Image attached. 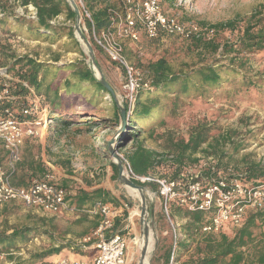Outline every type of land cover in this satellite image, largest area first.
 <instances>
[{
  "label": "trees",
  "instance_id": "trees-1",
  "mask_svg": "<svg viewBox=\"0 0 264 264\" xmlns=\"http://www.w3.org/2000/svg\"><path fill=\"white\" fill-rule=\"evenodd\" d=\"M14 2L22 7L33 5L36 8V17L31 18L27 15L15 16L12 20L7 13L9 2ZM86 8L92 15L93 22L84 17L87 30L90 33H101L103 30L113 28L111 16L116 14H125V5L122 1L117 3L114 0H83ZM162 10L167 14L163 7ZM169 15V14H167ZM63 16V21L58 18ZM76 21V12L67 0H0V23L11 22L12 26L22 29L28 38L34 40H56L67 39V52H78L82 56L85 53L82 50L80 41L76 38L74 23ZM230 30L239 32L236 41L225 40L218 41L215 31ZM83 35L86 37L85 32ZM190 41L193 49L199 54H217L221 53L222 58H226L228 63H217L219 59H214L212 64H205L190 71L181 69L177 71L173 65L165 58L161 57L156 61L148 63L147 67L151 74L152 86L150 89L139 91L133 111L128 113V104L124 103L126 116L123 117L121 109L114 99L112 93L96 78L93 69L86 63L85 59H79L70 63L58 65L61 59L60 53H54L51 63L41 62L30 54H17L12 51L10 54L3 49L1 54L5 60L0 61V89L8 88L11 99H4L0 102V113L5 117L8 111L15 112L18 118L23 119L21 109L29 104V99L39 97L42 105L48 109L49 117L60 125L59 129L66 130L74 123H86L80 120L83 116L96 112V107L106 100V96H111L110 117L102 118L111 123H118L122 120L129 122V128L133 131L131 136V147L124 149L121 145V152L129 164L131 170L137 175H155L154 171L170 164L174 167L172 178H176L182 171L192 168L198 164L204 157L213 156L217 160V167L226 171L229 167L238 175L243 182L248 184L257 183L264 176V161L250 159L248 154L243 155L242 169H234L231 163L233 155L245 150L247 145L244 141H235L236 132L225 130L216 137H210L212 127L200 125L190 134L188 139H178L171 145L170 151L166 153H157L155 149L145 145L146 137L143 133L148 130L147 127L151 120L158 113L164 110V105L160 97L156 94H168L174 92V88L179 87L183 96H189L191 89L206 91L223 88L228 83V76H237L246 68L250 69L251 57L249 55L264 53V4L256 7L253 13L242 19L229 20L225 23H217L210 28L205 27L200 36L183 38ZM99 51H101L99 49ZM99 65V62L97 61ZM65 72L64 77L59 73ZM56 75L54 81H48V75ZM10 77H8V76ZM255 83L252 79L242 75V88L250 89ZM87 90L90 95H87ZM83 97L79 103L76 96ZM145 97V98H144ZM180 98V97H178ZM92 124V125H91ZM98 120L86 123V128H92L93 125H99ZM58 129V130H59ZM150 134L155 132L151 128ZM78 131V129H74ZM38 137H27L26 142L32 141ZM206 144V145H205ZM229 144V145H227ZM205 146V147H204ZM0 154L7 159L8 152L4 145ZM203 152V157H193V163H187V158L199 151ZM62 160V156H57ZM227 160V161H225ZM62 166L70 165L68 157L59 161ZM1 167V166H0ZM114 177H118L119 167L112 163ZM8 172V170H6ZM52 171L49 165H46L40 158L31 155L30 158L24 157L17 162L15 171L11 174L12 182L16 185L27 186L34 179L42 178ZM209 173V171H206ZM16 180L17 182H15ZM132 180L142 186H149L158 193V185L153 182H142L138 179ZM67 182L61 185L67 192L66 199L71 205L78 209L92 208L98 202L110 203L117 207L122 206L120 200L113 193L103 187H96L92 191L80 188L75 193L68 191ZM9 203V202H8ZM7 204V203H5ZM5 204H0V254H5L10 260L18 258L16 251L21 249L31 241L33 235L41 234L44 231L42 227L35 225H13L6 219ZM132 206V203H130ZM171 214L173 217L184 220L181 225V231L186 238H178L175 248L176 260L179 261L185 252L195 243V251L184 264H246V253L244 248L255 244L257 238L255 228L258 223H264V212H251L248 214L243 225L239 227L225 226L218 233H203L201 228L210 220V214L204 212H192L186 207L181 206L177 200L170 202ZM128 216V211L115 218V232L124 233L121 229ZM80 220V219H79ZM80 221H83L80 220ZM99 224V216L94 217L93 227ZM235 229L233 234H229L226 229ZM260 242V241H258ZM258 242L256 244L258 245ZM88 243L87 245H91ZM255 248V255L251 257L248 264H264V243ZM74 249L71 243H62L53 246L50 249L41 250L30 255L28 259L19 257L15 264H35L39 261H45L54 255L60 254L65 248ZM79 251L83 255H89L84 251L82 245H78ZM81 247V248H80ZM174 248V239L171 242L160 247L156 245V250L151 259V264H156V260H161V264H169L171 254ZM78 251V252H79ZM158 258V259H157ZM51 263V262H49Z\"/></svg>",
  "mask_w": 264,
  "mask_h": 264
},
{
  "label": "rangeland",
  "instance_id": "rangeland-1",
  "mask_svg": "<svg viewBox=\"0 0 264 264\" xmlns=\"http://www.w3.org/2000/svg\"><path fill=\"white\" fill-rule=\"evenodd\" d=\"M114 1L122 4L121 0ZM160 3L167 14L175 15L185 23L193 22L203 31L205 27L210 28L217 23H225L229 20H239L247 17L254 12L257 6L264 4V0H160ZM28 12V9L11 1L7 7V13L12 17V20H14L15 16L28 15ZM63 19V16L58 18L59 21H63ZM83 22L84 18L82 19ZM83 31L91 43L105 78L113 86L118 97L119 95H124V69L110 60L107 53L98 46L92 33L84 29ZM215 33L219 42L225 40L236 41L239 36L238 31L231 32L230 30L219 29ZM113 35L123 45L128 61L141 71L145 77L151 76L147 67L148 63L161 57H165L177 71L181 69L190 71V69L205 64H212L214 59H219L217 63H220V60L223 61L222 63H228L226 58H222L221 53L215 55L209 53L199 54L193 49L190 41H186L179 36L168 35L158 39H150L143 30H140L139 40L133 41L130 38L121 37L116 29H113ZM67 43V39L56 40L55 42L43 39L34 40L28 38L22 29L13 27L11 22L0 23V61L5 60L4 55L1 54L3 49L9 54L12 51L17 54L27 53L45 63H51L53 54L60 53L61 59L58 65L85 59L86 63L92 66L89 52L84 43L80 42L85 53L84 56L78 52H67ZM249 57H251V68H246L237 76L230 74L228 83L223 88L208 90L204 95L201 94L204 88H200V91L191 89L189 96H183V93L178 94L181 91L179 87L174 88V92L168 94V96L156 94L155 96L160 97L165 108L154 116L147 127L148 130L143 133L142 137H146L145 145L155 149L160 154L171 152L170 147L174 145V141L188 139L195 128L205 125L212 127L210 137H216L225 130H232L236 132V142L244 141L246 143V149L231 158L230 165L234 169L243 168L241 158L245 154H248L250 159L253 160L259 161L263 159L264 53H256L249 55ZM0 71L4 72L5 69L0 68ZM96 72L94 70V74ZM65 75V72L59 73L60 77ZM242 75L252 79L255 85L250 89L242 88ZM55 78L56 75L50 73L47 82L54 81ZM87 95H90L89 90H87ZM84 96L86 95L82 94L81 96H76L75 99L77 98V101L81 103ZM111 100V96L107 95L106 100L96 107V112H91L90 115L83 116L80 119L89 124L91 121L98 120L99 125H93L92 128L87 129L84 122L74 123L70 128L67 130L62 129V131L58 130L57 126H53L52 130L44 131L40 137L32 141L26 142L25 140L21 150V158L23 159L25 156L30 158L32 155L38 159L42 151L41 145H47L46 153L49 157L51 155L53 164L56 167V169H52L56 181L61 185L63 182L68 181L67 188L69 192L75 193L80 188L92 191L96 187L110 190L122 204L119 207L111 204L117 215L118 213L122 215L124 210L128 211V216L124 221V226H128L122 229L128 241L130 263L138 264L142 252L141 244L145 240L144 224L141 219V196L139 192L126 186L119 179V173L116 179L113 178L114 170L112 168V163L117 164L119 158L123 162L125 174L127 175L130 167L122 153L124 150L121 152L120 149L123 143L131 139L130 133L133 130L129 128L128 121L122 120V123L113 124L109 120L102 119L110 117ZM122 105L124 106V103ZM54 122L55 120L53 119ZM151 128H155V132L152 135L149 130ZM74 129H78V131H74ZM2 145L3 142L0 140V151ZM131 145L132 143L129 141L123 147L124 149H129ZM58 155L63 158L68 157L71 162L70 165L62 166L59 161H63V158L59 160ZM193 157H203V152L200 150L192 156L190 154L187 158V163H193L191 161ZM71 158L72 161L70 160ZM0 166L3 170H8L7 159L2 157V154H0ZM173 172L174 167L170 166V164H164V166L154 171L155 175L164 177H172ZM14 181L17 182L16 180ZM144 187L147 197V220L151 230L149 240L154 238V247L149 252L148 258V264H151L157 243L163 248L165 244L174 239V235L171 223L165 214L164 199L149 186ZM130 203H132V206ZM4 206L7 211L5 216L9 224L19 226L26 224L35 225L42 227L46 231L33 235L31 241L21 251H16L18 258L28 259L35 252L50 249L62 243H71L75 247L74 249L65 248L59 257L52 258V256L35 264H54L60 259L68 257L80 259L81 255L79 254L82 252L78 250V245L86 244L83 240L79 241L84 236L81 233L89 229L87 232L89 234L95 229L92 223L96 215L78 211L45 212L38 208L27 207L17 201L9 202ZM168 207L171 213L170 203H168ZM79 219H83V221ZM171 219L179 224L178 237L181 239L186 238L181 231V225L184 220H179L173 217L172 214ZM226 230L229 234H233L235 229L229 228ZM255 234L256 242L260 241L258 245L264 243V223H258L255 228ZM256 242L244 248L246 264L250 263L251 257L256 253ZM91 245L88 248L83 247L84 251L89 252V256L94 253V248ZM194 251L195 243L192 242L191 249L185 252L178 262L184 264ZM17 259L10 260L7 255L0 254V264H8L12 261L19 263ZM161 263V260H156V264Z\"/></svg>",
  "mask_w": 264,
  "mask_h": 264
},
{
  "label": "built area",
  "instance_id": "built-area-1",
  "mask_svg": "<svg viewBox=\"0 0 264 264\" xmlns=\"http://www.w3.org/2000/svg\"><path fill=\"white\" fill-rule=\"evenodd\" d=\"M75 2L80 9L81 18L87 17L93 22L84 1L75 0ZM123 3L125 14L122 16L114 12L111 16L113 28L103 30L99 34L93 32L92 35L110 60L124 69L125 94L119 95L118 98L121 103L128 104L130 114L139 91L150 89L152 79L145 77L128 61L123 45L113 35V29H116L121 37L133 41L139 40L140 30H143L148 38L158 39L168 35L181 38L200 36L202 29L193 22L185 23L175 15L165 14L160 0H123ZM24 8L29 11L28 17H36V8L33 5ZM82 25L83 29L88 31L85 22L82 23L81 20V29ZM4 99H11L7 87L0 89V102ZM29 101V104L21 109L23 119L18 118L12 111H8L5 117L0 113V140L8 152V172L0 167V204L17 201L45 212L78 211L99 216L98 226L83 240L86 244L92 243L94 253L90 257L80 259L63 258L54 264H131L126 236L114 231L117 212L110 203L98 202L92 208L78 209L66 199L67 192L56 181L52 171L42 178L34 179L27 186L12 182L11 174L15 171L17 162L21 160L25 139L40 137L44 131L53 128V120L39 97L35 96ZM261 161H264V158ZM127 175L131 179L158 185V194L164 199L165 214L171 223L174 235V248L169 264H180L175 254L179 224L171 219L168 207L171 201L177 200L181 206L192 212L209 213V222L201 228L203 233H218L228 225L239 227L244 224L249 213L264 212V176L257 183L250 185L243 182L232 168L229 167L226 171L218 169L217 160L213 156L203 157L194 168L185 169L176 178L137 175L131 168ZM86 244L84 248L89 247Z\"/></svg>",
  "mask_w": 264,
  "mask_h": 264
},
{
  "label": "water",
  "instance_id": "water-1",
  "mask_svg": "<svg viewBox=\"0 0 264 264\" xmlns=\"http://www.w3.org/2000/svg\"><path fill=\"white\" fill-rule=\"evenodd\" d=\"M70 5L72 6V8L74 9V11L76 12V24L74 25V29H75V35L76 38L84 43L86 49L89 52L90 55V60L92 63L91 68L93 69V71H97L95 76L96 78L112 93L114 99L116 100L118 106L121 109V113L123 115V117L125 118L126 116V109L125 107L122 105V103L120 102L113 86L109 83V81L105 78L104 74L101 71V68L99 67V65L97 64V59L95 57L93 48L91 46V43L88 41V39L83 35L82 29H81V12L79 7L77 6L75 0H68ZM129 141H131V139L127 140L125 143H123V145L127 144ZM117 165L119 167V179L126 185V186H130L132 188L138 189L141 195V219L143 221L144 224V236L148 238L149 234H151V230L149 229V223L147 220V197H146V191H145V187L142 185H138L136 184L132 179H130L129 177H127V175L125 174V169H124V165L123 162L121 161V159L118 158V162ZM147 252H148V248L147 246L142 248V252H141V258L140 261L138 262V264H145L146 258H147Z\"/></svg>",
  "mask_w": 264,
  "mask_h": 264
},
{
  "label": "crops",
  "instance_id": "crops-1",
  "mask_svg": "<svg viewBox=\"0 0 264 264\" xmlns=\"http://www.w3.org/2000/svg\"><path fill=\"white\" fill-rule=\"evenodd\" d=\"M53 126H57V128L59 129V127H60V125H58L56 122H54L53 123ZM60 131H62V129H59ZM67 130V129H66ZM46 146L47 145H41V154H40V159L42 160V161H44L45 162V164L46 165H49L50 167H51V169H56V167H55V164H53V161H52V157H51V155H50V157H49V155L46 153ZM71 161H72V158L70 159ZM118 211H120V210H118ZM121 215V213H118V215H117V217H119ZM116 217V218H117ZM116 222V221H115ZM127 226L128 225H125L124 227H122V228H127ZM121 228V229H122ZM88 230L89 229H87V230H84L82 233H81V235H84L83 236V238L80 240L79 239V241H82V240H84V238L87 236V235H89V234H87V232H88ZM94 230V229H93ZM75 239V238H74ZM69 241V240H68ZM72 245V244H71ZM82 246H84V245H82ZM71 249H72V246H71ZM79 255H81V258H86V257H90L89 255H83V254H79ZM60 256V254L59 255H56V256H53L52 258H56V257H59ZM62 257V256H61ZM60 257V258H61ZM51 258V257H50ZM69 258V257H68ZM8 264H10V263H8Z\"/></svg>",
  "mask_w": 264,
  "mask_h": 264
},
{
  "label": "bare ground",
  "instance_id": "bare-ground-1",
  "mask_svg": "<svg viewBox=\"0 0 264 264\" xmlns=\"http://www.w3.org/2000/svg\"><path fill=\"white\" fill-rule=\"evenodd\" d=\"M128 187H130V186H128ZM130 188H132V187H130ZM132 189H134V190H136L137 192H139V190L138 189H135V188H132ZM139 194H140V192H139ZM141 196V195H140ZM144 243H142L141 244V246H142V248L143 247H145V246H147V248H148V252H147V258H146V261H145V264H148V258H149V252L153 249V247H154V238H151L150 240H149V236H148V238L147 237H145L144 236Z\"/></svg>",
  "mask_w": 264,
  "mask_h": 264
}]
</instances>
